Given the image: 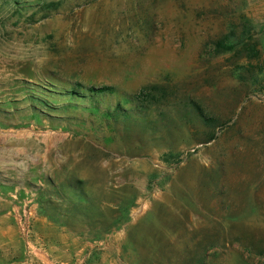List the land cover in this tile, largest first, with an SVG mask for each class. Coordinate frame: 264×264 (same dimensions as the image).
Segmentation results:
<instances>
[{"label": "rangeland", "instance_id": "obj_1", "mask_svg": "<svg viewBox=\"0 0 264 264\" xmlns=\"http://www.w3.org/2000/svg\"><path fill=\"white\" fill-rule=\"evenodd\" d=\"M221 39L235 49L216 54ZM150 85L165 99L140 113ZM182 98L220 118L216 140ZM118 103L131 123L104 116ZM67 182L127 214L81 236L56 211ZM56 228L93 244L81 264H264V0H0V264H56Z\"/></svg>", "mask_w": 264, "mask_h": 264}, {"label": "trees", "instance_id": "obj_2", "mask_svg": "<svg viewBox=\"0 0 264 264\" xmlns=\"http://www.w3.org/2000/svg\"><path fill=\"white\" fill-rule=\"evenodd\" d=\"M216 54H223L230 51H233L236 47L235 43H226L221 39L215 43ZM84 89L85 93L90 95V98L93 97H104L107 95H113L116 93V89L113 86H90L82 87L81 84H76L72 90V93L80 95L79 90ZM165 90H157L155 86H145L139 92L135 93L130 99L129 102L134 104V108L137 109L140 113H147L151 111L154 107L158 106L160 100L165 99L166 95ZM86 97V96H83ZM180 107H178L179 112L182 113L181 117L188 118L192 123L199 128L198 126L204 128V134L208 135V138L203 141L204 144L210 143L216 140L217 129L223 126V123L220 122V118L217 116H211L208 114L203 105L196 102L193 98H182ZM133 109H126L122 106L121 103H118L115 106L113 112H106L104 116L123 118L124 121L131 123L134 118ZM96 111H99V107L94 108ZM61 189L64 190L69 196L66 197L65 204H56V211L59 210V206L65 205L67 209V214H70L74 218L82 216L80 222L83 224L85 229H90L91 232L86 233L84 231L79 234L83 237H88V235H94L93 239H99L101 235L109 233L114 227L117 226L118 222L127 214L131 202H126L125 200H120L116 202L114 206H109L107 211L101 210L100 203L93 196L88 195L83 189V183L78 182H67L61 185ZM61 194L56 190V197H60ZM66 226H69L67 222H62ZM95 233V234H94ZM90 238V237H89ZM254 243H248L245 245L249 254L255 249ZM208 257L205 254V259ZM197 264L200 263V261Z\"/></svg>", "mask_w": 264, "mask_h": 264}, {"label": "crops", "instance_id": "obj_3", "mask_svg": "<svg viewBox=\"0 0 264 264\" xmlns=\"http://www.w3.org/2000/svg\"><path fill=\"white\" fill-rule=\"evenodd\" d=\"M93 247L92 243L85 242L82 238L75 236L66 229L56 228V264H81L84 261L82 259L79 261L78 256L84 255V259L91 258L92 252L89 251L87 253L86 251Z\"/></svg>", "mask_w": 264, "mask_h": 264}, {"label": "built area", "instance_id": "obj_4", "mask_svg": "<svg viewBox=\"0 0 264 264\" xmlns=\"http://www.w3.org/2000/svg\"><path fill=\"white\" fill-rule=\"evenodd\" d=\"M28 204H25L22 212L19 210L15 211V218L17 220L20 233L26 240L27 244L33 241V219L34 215L32 212L28 211Z\"/></svg>", "mask_w": 264, "mask_h": 264}]
</instances>
